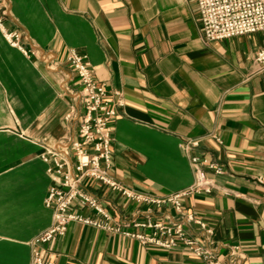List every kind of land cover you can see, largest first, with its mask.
<instances>
[{"label": "crops", "instance_id": "obj_1", "mask_svg": "<svg viewBox=\"0 0 264 264\" xmlns=\"http://www.w3.org/2000/svg\"><path fill=\"white\" fill-rule=\"evenodd\" d=\"M0 19V264H31L33 248L54 264H204L183 246L164 249L124 233L149 231L134 221L177 218L171 206L137 202L90 177L81 188L119 231L70 220L62 235L33 245L54 219L45 204L51 153L75 173L70 141L83 106L70 49L85 55L116 110L110 175L156 197L185 189L194 173L180 144L198 139L190 153L221 172L205 166L211 191L181 199L204 223L183 219L184 230L222 264L231 246L236 264H264L260 32L205 41L195 0H0ZM13 32L18 45L5 36ZM69 211L103 220L75 202Z\"/></svg>", "mask_w": 264, "mask_h": 264}, {"label": "built area", "instance_id": "obj_2", "mask_svg": "<svg viewBox=\"0 0 264 264\" xmlns=\"http://www.w3.org/2000/svg\"><path fill=\"white\" fill-rule=\"evenodd\" d=\"M202 24V36L205 41L224 39L236 35L260 32L263 43L255 54L256 71L264 70V0H195ZM0 19V27H1ZM7 40L18 45L17 33H6ZM67 63L76 72L77 81L80 85V101L83 110L79 117L78 131L75 138L70 141L74 155L71 165L75 173L69 169L67 161L51 153L54 157V184L49 188L45 204L54 210L52 225L38 235L33 245L49 241L54 235H62L70 220H78L109 231H119L118 225L109 223V215L98 203L82 188L81 183L86 177H90L111 189L120 192L126 197L137 202H145L156 206L169 205L178 214L177 218L168 216L165 220H152L133 222L140 229H148V232H124L126 235L135 237L142 244H153L157 247L170 249L183 246L195 256L202 259L204 264H222L213 250L204 243L190 237L183 227L182 220L194 221L203 228L204 223L195 219L191 213L182 209L181 199L191 193L210 192L213 188L212 178L205 173L204 167L220 173L221 170L215 163L205 157L192 155L191 149L198 145V139L185 138L180 144L181 152L189 156L194 173L193 183L185 189L170 193L162 197L136 193L128 187L116 181L109 173L112 164L111 144L113 141L112 120L116 116V110L109 99L105 85L99 82L94 74L85 55L74 49H70L66 56ZM217 142L221 143L219 136L209 134ZM58 157V158H57ZM261 183L264 179L258 178ZM80 206H88L103 217L91 218L69 211L73 203ZM211 233L210 229L206 230ZM228 263L236 264L237 246H231L227 253ZM31 264H54L45 260L37 248H33Z\"/></svg>", "mask_w": 264, "mask_h": 264}]
</instances>
